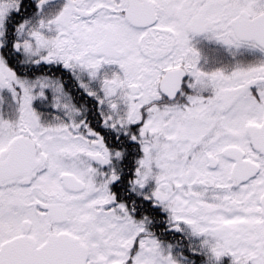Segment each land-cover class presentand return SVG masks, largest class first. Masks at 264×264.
<instances>
[{
  "label": "snow or ice",
  "instance_id": "obj_1",
  "mask_svg": "<svg viewBox=\"0 0 264 264\" xmlns=\"http://www.w3.org/2000/svg\"><path fill=\"white\" fill-rule=\"evenodd\" d=\"M0 264H264V0H0Z\"/></svg>",
  "mask_w": 264,
  "mask_h": 264
}]
</instances>
